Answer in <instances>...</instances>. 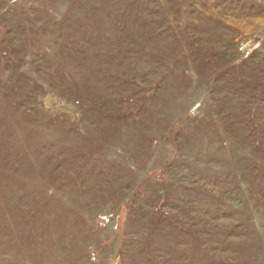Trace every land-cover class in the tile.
I'll list each match as a JSON object with an SVG mask.
<instances>
[{
    "label": "rangeland",
    "instance_id": "rangeland-1",
    "mask_svg": "<svg viewBox=\"0 0 264 264\" xmlns=\"http://www.w3.org/2000/svg\"><path fill=\"white\" fill-rule=\"evenodd\" d=\"M0 264H264V0H0Z\"/></svg>",
    "mask_w": 264,
    "mask_h": 264
},
{
    "label": "built area",
    "instance_id": "built-area-1",
    "mask_svg": "<svg viewBox=\"0 0 264 264\" xmlns=\"http://www.w3.org/2000/svg\"><path fill=\"white\" fill-rule=\"evenodd\" d=\"M243 48H244V45H240V46H239V49H240V50H243Z\"/></svg>",
    "mask_w": 264,
    "mask_h": 264
}]
</instances>
